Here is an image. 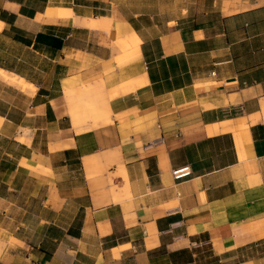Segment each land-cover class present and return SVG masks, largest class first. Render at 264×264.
<instances>
[{
	"label": "crops",
	"instance_id": "1",
	"mask_svg": "<svg viewBox=\"0 0 264 264\" xmlns=\"http://www.w3.org/2000/svg\"><path fill=\"white\" fill-rule=\"evenodd\" d=\"M176 12L0 0V264H264V0Z\"/></svg>",
	"mask_w": 264,
	"mask_h": 264
},
{
	"label": "bare ground",
	"instance_id": "2",
	"mask_svg": "<svg viewBox=\"0 0 264 264\" xmlns=\"http://www.w3.org/2000/svg\"><path fill=\"white\" fill-rule=\"evenodd\" d=\"M52 13L55 17L68 18V19L73 18L74 23L75 22L76 23H86L87 25L89 24V26H91V27H94V28L101 27V28H105L106 30H109L111 28L110 22L107 21V23H106V21H100L96 17H91L89 19H87V18L83 19L82 18L83 20H79L78 18H76L77 16L75 17L73 12L69 9H62L61 8V9L54 10ZM0 77L8 80L10 82H14V83L19 84L24 90L34 88L33 84L30 83L29 81H27L25 78L20 77L19 75L15 74V73H11L9 71H6L3 68H0Z\"/></svg>",
	"mask_w": 264,
	"mask_h": 264
},
{
	"label": "rangeland",
	"instance_id": "3",
	"mask_svg": "<svg viewBox=\"0 0 264 264\" xmlns=\"http://www.w3.org/2000/svg\"><path fill=\"white\" fill-rule=\"evenodd\" d=\"M121 5H124L128 11H138L143 8H156L160 9L161 12L167 14V18L175 16L176 9L180 7L183 2V7H186L190 0H161V1H146V0H118Z\"/></svg>",
	"mask_w": 264,
	"mask_h": 264
},
{
	"label": "trees",
	"instance_id": "4",
	"mask_svg": "<svg viewBox=\"0 0 264 264\" xmlns=\"http://www.w3.org/2000/svg\"><path fill=\"white\" fill-rule=\"evenodd\" d=\"M39 38H40V40H41V35L39 34Z\"/></svg>",
	"mask_w": 264,
	"mask_h": 264
}]
</instances>
